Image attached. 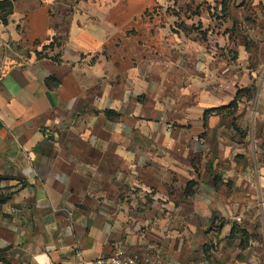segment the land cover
Returning <instances> with one entry per match:
<instances>
[{"label":"crops","instance_id":"0c3cea01","mask_svg":"<svg viewBox=\"0 0 264 264\" xmlns=\"http://www.w3.org/2000/svg\"><path fill=\"white\" fill-rule=\"evenodd\" d=\"M11 1L0 264H84L119 244L244 264L264 211V0Z\"/></svg>","mask_w":264,"mask_h":264},{"label":"rangeland","instance_id":"374dc122","mask_svg":"<svg viewBox=\"0 0 264 264\" xmlns=\"http://www.w3.org/2000/svg\"><path fill=\"white\" fill-rule=\"evenodd\" d=\"M254 220L256 224L252 235L248 243L243 246L246 250L244 254L247 255V258L244 257V264H264V211L259 212Z\"/></svg>","mask_w":264,"mask_h":264},{"label":"built area","instance_id":"2783aa9c","mask_svg":"<svg viewBox=\"0 0 264 264\" xmlns=\"http://www.w3.org/2000/svg\"><path fill=\"white\" fill-rule=\"evenodd\" d=\"M262 206H264V201H262ZM84 264H157V259L150 254L130 252L122 244H119L109 256L100 257Z\"/></svg>","mask_w":264,"mask_h":264},{"label":"trees","instance_id":"16d2710c","mask_svg":"<svg viewBox=\"0 0 264 264\" xmlns=\"http://www.w3.org/2000/svg\"><path fill=\"white\" fill-rule=\"evenodd\" d=\"M13 2L11 0H0V20L3 21V23L8 22L9 15L13 12ZM8 199L7 194H0V205L5 203ZM235 228L233 227L232 234L234 235ZM250 239V235L247 233L241 234V245L245 246Z\"/></svg>","mask_w":264,"mask_h":264}]
</instances>
